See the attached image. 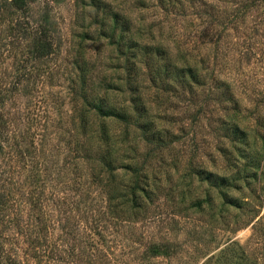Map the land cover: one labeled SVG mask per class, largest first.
Instances as JSON below:
<instances>
[{"label":"rangeland","instance_id":"1","mask_svg":"<svg viewBox=\"0 0 264 264\" xmlns=\"http://www.w3.org/2000/svg\"><path fill=\"white\" fill-rule=\"evenodd\" d=\"M9 1L0 236L22 264H202L231 245L222 264H264V0ZM162 59L197 81L162 76Z\"/></svg>","mask_w":264,"mask_h":264},{"label":"trees","instance_id":"2","mask_svg":"<svg viewBox=\"0 0 264 264\" xmlns=\"http://www.w3.org/2000/svg\"><path fill=\"white\" fill-rule=\"evenodd\" d=\"M9 2L17 9L25 10L27 8L26 0H10ZM113 17L114 25H118L124 30H128L129 24L127 19L118 16V13L116 12L113 13ZM229 20H231V18ZM31 41L33 51L38 55L43 54L50 47L49 41L47 40L45 34H34L32 36ZM145 47L147 48L148 52H150L148 49L149 46L147 47V45L145 44L141 45V49ZM130 48H132L131 45H129L128 50H130ZM151 49L153 50V53H155V55H159L162 50L158 46H153ZM156 70L159 71L158 73L162 74V76L164 77H166L167 75H171L173 78L178 77L179 79H185L186 75L188 74V77L193 81H197L198 78V74L191 66L187 65L185 67H179L168 59H162L160 64L156 65ZM93 106L98 109V111L103 115H116L118 117H123L126 113L125 111L116 110L115 107L112 106L107 107L103 103H101L100 100L94 102ZM228 129L233 135L241 133L242 131L237 126V124L229 125ZM197 172L202 174V170H199ZM204 177L217 184H226L228 183L229 179L227 176H218L210 172L206 173ZM127 193L129 194L127 200H131L132 206L136 205L134 187H131ZM41 203L43 202L39 203L40 206H42ZM33 204L36 205L37 203L35 202ZM118 211L119 210H116V213H118ZM5 242L9 243L8 235L2 236L0 238V264H22L23 261L19 258L18 254L15 251H12L13 249L10 250V247L5 246ZM170 247L171 245L168 242H156L150 245L149 251L152 255H157L161 253L168 254L170 253ZM233 249L234 247H232V245L228 247H223L219 250L217 254H210L209 256H207V258L202 262V264H222V262H225L228 257H231Z\"/></svg>","mask_w":264,"mask_h":264}]
</instances>
